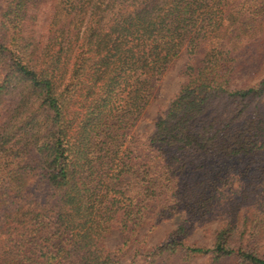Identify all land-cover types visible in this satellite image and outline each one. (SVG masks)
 Returning <instances> with one entry per match:
<instances>
[{"label": "trees", "instance_id": "16d2710c", "mask_svg": "<svg viewBox=\"0 0 264 264\" xmlns=\"http://www.w3.org/2000/svg\"><path fill=\"white\" fill-rule=\"evenodd\" d=\"M45 1L0 12V264H120L178 211L144 264H264V75L233 85L264 57V0H52L40 24ZM182 51L186 81L135 135ZM208 221L211 245L186 243Z\"/></svg>", "mask_w": 264, "mask_h": 264}, {"label": "rangeland", "instance_id": "374dc122", "mask_svg": "<svg viewBox=\"0 0 264 264\" xmlns=\"http://www.w3.org/2000/svg\"><path fill=\"white\" fill-rule=\"evenodd\" d=\"M5 2L6 0H0V12L3 11ZM51 3L52 0H46L42 5L40 24L43 23ZM38 29L40 31L43 30L42 27ZM186 58L185 51H182L180 56L155 84L149 104L132 128V132L135 135L150 134L153 131L157 118L165 113L170 101L187 79L183 72ZM263 75L264 57L258 62L250 64L238 71L233 78V85L253 84L263 77ZM184 218L185 213L178 211L154 225L151 222L137 228L134 236L129 239L127 246L119 255L120 264H144L146 254L157 245L164 243L169 234ZM217 227L218 224L216 221L197 223L185 241L191 245L210 246ZM126 236L128 235L121 233L118 225H114L104 238L103 244L108 251H116ZM261 243L264 247V234L261 238ZM207 262L208 260L206 258H196L192 261V264H206ZM231 263V261H223L220 264Z\"/></svg>", "mask_w": 264, "mask_h": 264}]
</instances>
